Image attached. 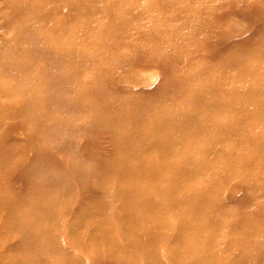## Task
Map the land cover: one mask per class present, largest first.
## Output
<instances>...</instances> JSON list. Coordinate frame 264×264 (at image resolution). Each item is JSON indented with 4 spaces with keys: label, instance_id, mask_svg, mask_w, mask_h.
<instances>
[{
    "label": "bare ground",
    "instance_id": "bare-ground-1",
    "mask_svg": "<svg viewBox=\"0 0 264 264\" xmlns=\"http://www.w3.org/2000/svg\"><path fill=\"white\" fill-rule=\"evenodd\" d=\"M0 1V29L12 33L0 39V75L4 74L8 78L7 81L0 80V215L9 221L7 227H13L19 232L20 243L15 247L22 245L26 255V261L13 258L0 260V264H74L69 260H61V256L67 257L69 253L67 246L63 250L57 241L42 242L40 238L48 234L53 237L56 228L64 227L70 229L72 236H85L83 245L89 242L87 235L105 238L101 231L88 233L84 220L80 222L78 219H83L88 214L107 215L109 203L114 197L109 195L111 187L109 191V188L104 184L101 186V183L121 176H126V182L120 189H114L113 186L112 189L114 196H125V208L115 210L113 214L118 218H125L123 223L128 232L127 235L123 231L121 234L126 237L127 246L138 247L143 242L149 244V248L141 246L146 263L167 264L175 261L176 264H244L254 260L264 264V220H254L229 208L230 216L224 222H219L216 215L203 214L194 217L195 213L207 207V194L202 189L190 192L179 187L194 175V168L185 171L177 162H163L165 155L170 152L193 147L189 137L182 139L183 134L188 136L190 131L195 130L196 137L204 127L211 125L207 139L220 135L244 141L247 134L252 132L254 137L250 139V143L254 142V146L251 150L262 153L263 157L258 158L253 153H247L245 156L241 152L216 165H203L202 168L208 171L206 190L212 189L218 181H231L234 174L240 175L239 172H243L240 168H237V171L231 168V165H236L239 161L250 165L255 162L264 164V23L260 30L250 34L249 42L239 41L231 50H228L229 44L227 48L217 50L210 48L219 42L217 30L211 32L203 29L201 17L204 11L216 5L191 7L186 5L184 0H152L150 6L145 8H140V0H97L103 4L99 7L97 3L86 5L84 1L76 5L71 4V13L79 8L86 10L90 15L99 14L96 20L91 22L88 19L84 24L96 23L88 37L97 39L102 48L128 40L134 31L149 33L148 41H133L132 51L121 53L114 65L120 73L121 70L130 71L136 81H146L147 75L142 72L144 69L161 67L165 73L175 64L180 65L183 56L178 49L191 44L197 38L204 41L207 47V50L204 47L202 50L208 54L193 74L185 78L166 73L154 90L159 97L154 96L153 100L134 105L126 101L128 107L124 103L113 101L117 93L114 91L113 94L106 89L104 68L97 66L93 76L89 77L99 85L95 104L90 106L84 98L79 99L71 95L73 84L79 81V74L73 70V66L85 59L77 55L72 45L47 42L48 35L62 31L60 25H54L49 31L38 27L40 22L53 17L55 5L49 2L45 5L46 0ZM124 2L130 3V7L123 9L121 4ZM231 4H237L243 10L239 11L248 17L257 15L264 18V0H231ZM27 11H31V15H27ZM144 16H150L151 20L140 29L139 20ZM134 20L135 26L131 23ZM161 22L164 26L155 30L154 25ZM171 22L175 24L173 29L167 26ZM252 42L258 46L251 48ZM245 54H262L263 61L258 60L251 65L244 64L242 61ZM194 59L195 57L191 62ZM220 61L212 75L217 80H221V74L228 70L250 76L249 81L240 83L242 91H236L234 97L230 95V101L223 100L227 99L223 96H211L206 92L225 91L231 86L228 83L214 80L194 86L208 65H218ZM65 62L73 69L66 66L65 69L61 68ZM223 62L227 65L222 64ZM36 64L41 66V70L47 69L40 75L33 76L30 72ZM192 66L194 64L183 65L184 68ZM190 86H194L192 93L187 92ZM170 88H178L180 96L183 97L182 101L191 103L192 106L184 109H180L182 106L179 105L168 107L170 99H164L161 93L164 94ZM242 93H257L258 98L254 102L240 103L237 97ZM234 105L236 110L239 106H246V116L243 118L251 120L247 127L241 126V120L235 116L214 115L219 108L230 109ZM83 113L96 118L94 121H77ZM146 118L149 122L139 124ZM95 128L100 130V133L109 132L111 148H105L104 140L101 135L98 138L97 133L87 134L83 143L77 144L74 131L76 133L82 129L83 132H89ZM19 132L29 134L26 142L18 144ZM157 134L159 139H156ZM38 137L48 140L54 148L66 151L70 157L66 161L56 157L50 148L36 143ZM28 150L33 151V156L29 158L26 156ZM66 164L73 166L75 175L83 181L84 189L97 190V194L89 199L83 193L75 195L71 188V178L65 168ZM166 170L173 172L171 179L154 181ZM253 172L258 171L250 173L256 177L259 175ZM94 173H97L101 180L100 186L96 187L91 181L90 176ZM144 176L151 178L149 183L146 182V187L152 188L154 192H149V195L137 186V181ZM15 182H20V185L13 186ZM146 183L144 181V184ZM165 186H168L166 192L162 190ZM262 188L264 191V186ZM136 191L137 195L134 196ZM64 195H68L69 200L74 196L78 199L77 217L67 223L57 211L70 208H65L68 202ZM169 196L173 198L169 200ZM172 208L180 209L181 217L170 225L166 217ZM222 209V203L215 201L212 204L214 213ZM40 213L44 216H40ZM204 223L209 226L204 227ZM43 225L46 226L42 228ZM169 225L170 229L167 230ZM202 225L203 233L195 235ZM234 227L247 229L245 233L227 237L221 236L220 232L215 234L220 229ZM135 229L143 230L139 235L129 236L128 233ZM248 232L263 236L262 243H254ZM168 241L172 242V245L168 256L165 257L159 250ZM246 242L252 251L259 248L262 253L243 251L241 254L238 252L225 257L224 249L241 247L240 245ZM126 244L111 248L107 259L98 252L94 258L104 264L116 254L122 255ZM211 249L216 258L224 259L217 262L215 258L210 261ZM119 264L133 263L123 259Z\"/></svg>",
    "mask_w": 264,
    "mask_h": 264
},
{
    "label": "rangeland",
    "instance_id": "rangeland-1",
    "mask_svg": "<svg viewBox=\"0 0 264 264\" xmlns=\"http://www.w3.org/2000/svg\"><path fill=\"white\" fill-rule=\"evenodd\" d=\"M52 1V2H51ZM80 1L86 2V5H90L91 3H97V7L103 5L97 0H46L45 5L49 4L55 5V8L53 9V17L44 22H40L38 27L43 28L46 31H49L50 28H52L54 25H60L62 31L59 34H50L48 35V38L46 39L49 43H55L60 42L64 43L66 45H72L76 49L77 55L83 56L85 59L83 62H81L78 65L73 66V68L69 65L68 62H65V66L68 68H72L74 71L78 72L79 74V81H77L75 84H73V87L71 88V95L77 97V98H84L88 105L93 106L96 101L97 92H98V84L93 79H89V77L93 76L94 69L97 66H102L104 68V75H105V87L108 91L112 92L114 94V91L117 93L115 95V99L113 100L116 103H124L126 107L129 105L127 102H129L131 105L134 103H139L142 101H148L153 100L154 96L159 97L158 93H154V90L157 89L158 84L160 83V80L162 77H164L167 74L170 76H185V78L189 77V75L193 74L195 70L197 69V66L199 67L203 61L202 59L208 54L205 51L202 50V48L207 47L204 45V41L197 38L194 41H192L191 44L185 45L183 47H180L178 49V52L183 56V61L180 65H174L173 67L169 68L167 72L164 73V70L161 69V67H150L147 69H144V72L147 75L146 81L140 80L136 81L134 79L135 76H131L129 73L130 71L121 70V73L119 70L115 68V64L118 62V59L120 58L121 53L125 52H131L132 51V42H140V41H148L149 40V33H139L137 31H134L131 33L130 38L124 42H121L120 44L114 43L111 44L108 48H102L100 46V42L97 41V39H91L89 38V34L93 31V29L96 27V23H91L90 25H85V22H88V19L96 20L99 16L98 13L91 14L89 12H86V10L76 9L73 13L69 12L70 5H76ZM152 0H140V8H145L150 6ZM186 5L194 7V6H202L203 4L206 5H216L214 8L207 9L202 14V28L210 30L211 32L217 30V35L219 38V42L214 44V48L217 50H222L224 48H227L228 50H231L233 47H236V44L239 41H247L249 42L250 34L254 33L256 30H260V27L263 26L264 18L254 15L253 18L246 16L244 13L240 12L241 10L237 4H231V0H184ZM130 3L124 2L121 4L123 6V9H126L130 7L128 5ZM2 6V2L0 1V7ZM78 6V5H77ZM243 11V10H241ZM27 15H31V11H27ZM90 15V16H89ZM89 16V18H87ZM1 19V16H0ZM151 20L150 16H144L141 17L139 20V27L140 29L144 28V25ZM134 23L135 26V20L131 22ZM164 26V23H157L154 25V29L157 30ZM167 26L169 29L175 28L174 22L168 23ZM12 33H7L3 29H0V39L5 36H10ZM216 42V41H215ZM168 43L170 41L168 40ZM251 48H255L258 46L257 43L252 42L250 43ZM259 48V47H258ZM195 57V59L191 62V60ZM263 61V55H253V54H245L243 56V63L244 64H254L255 61ZM198 62V63H196ZM221 61L218 65L213 64L203 73L200 74L197 78L196 82L194 83V86H197L201 83H205L207 81H214L217 80L212 75L216 71V67L219 66ZM194 64L191 68H184V66H188ZM222 64L227 65L226 62H223ZM36 67H34L30 74L40 75L43 73L47 68H43L41 70V66L36 64ZM63 70V69H62ZM166 71V70H165ZM130 74V75H129ZM221 80H217L221 83H228L231 86L225 90H219L217 93H214L212 90H208L209 94L211 96L213 95H220L223 96V99L226 101H230L231 96L236 93V91H242L240 88V83L242 81H249L250 76L247 74H236L233 73V71H226L221 74ZM146 77V76H145ZM0 80H8V78L4 75H0ZM11 81V80H10ZM190 86L187 90L188 93L194 92L193 87ZM185 87V86H184ZM162 94V95H161ZM160 95L164 97V99H170V102L167 103L168 107H173V105H179L182 106L180 109H184V107H191L192 104L188 102L182 101L183 97L180 96L179 89L178 88H170L169 90L165 91V93H161ZM21 96V95H20ZM258 98L257 93L247 94L242 93L237 97V100L241 102H254ZM130 100V101H128ZM127 101V102H126ZM223 105V104H221ZM246 106H239V109L236 110V105H234L230 109H223L219 108L218 111L214 112L215 116H235L238 119L241 120L240 125L247 127L251 120L248 118H243L246 116ZM129 111H132V108L129 109ZM148 116V115H146ZM2 115H0V118ZM96 117L93 115H86L81 114L80 117H78L77 121H94ZM3 120V119H1ZM149 122V119L146 118L139 124H145ZM29 123V121H28ZM126 126H124L125 128ZM211 125H208L203 128V130L200 132V135H197L196 137L195 130L190 131L188 133L189 135H182V139H185L189 137V142L192 143V148H189L187 150L185 149H179L174 150L170 152L169 154L165 155L164 157V163H171V162H177V165H181L184 167V170L187 171L194 168V175L184 184H180L179 187L185 188V190H188L190 192L194 191L195 189H202L204 193L207 194L208 202L207 207L202 211L195 213L193 216L198 217L202 216L203 214L207 215H216L219 222H224L226 218H228L230 215L228 213L229 210H235L236 212L243 213L245 215H248L252 217L254 220H264V194H263V186H264V164H261V162H255L250 164H246V162L239 161L236 163V165H231V168L236 169L240 168V171H243L240 173V175L234 174L235 176L232 178L231 181H218L217 184L210 189L209 191L206 190V183H207V169L202 168L205 166H209L211 164L216 165L217 163H220L221 161H227L230 158H233L237 155H239L241 152L246 156L247 153L252 154L254 156H257L258 158L263 157V154L258 151H252L254 142L251 144V138L254 137L252 132H249L246 136V140L240 141L237 138H231L229 136H220L214 137V139H207L206 136L211 130ZM94 128V127H93ZM92 129V128H91ZM98 134V138H100V135L102 139L104 140V145L106 149L111 148L112 146L109 143V132H103L100 133V130L97 128L93 129V131L89 132H83L82 129L74 131L75 138L77 141V144L83 143L84 138L87 134ZM20 140L17 141L18 144L23 143V141L26 142V139L28 140L29 134L22 132H19ZM91 138V137H88ZM97 138V137H96ZM146 138V137H144ZM64 139V138H63ZM87 139V138H86ZM156 139H159V134L156 135ZM108 142V144H107ZM37 144L50 148L52 150V153L59 157L60 159L66 161L68 157V153L66 151L59 150L57 148H54L51 143L44 139L43 137H38ZM190 143V144H191ZM189 144V145H190ZM215 147V148H214ZM88 149H90L88 147ZM85 148V150H88ZM211 151V152H210ZM190 155V156H189ZM28 158L33 156V151L28 150L27 155ZM66 170L68 173V177L71 178V188L73 191H75V195L78 194H84L89 199L92 195L97 194V190L87 189L83 188V181L80 179V177H77L75 175V170L73 169V166L66 164ZM201 169V170H200ZM251 171H258L253 172L256 174H259L257 177L255 174H251ZM174 176L172 171L166 170V172H162L158 175V177L154 181H167L168 179H171ZM91 181L96 185H99V182L101 181L98 174L94 173L91 177ZM253 179V181H252ZM151 181L150 177L144 176L141 180H138L137 186H139L145 194L149 195L150 193H153L154 190L152 188L148 189L146 187L147 183ZM5 183H7L4 180ZM126 182V176L121 177H114L111 179H108L106 182L101 183V186L104 184L105 187L109 188L111 187V191L109 195L113 196L114 199L109 203L110 208L108 210L107 215H97V214H88L87 216H84L83 219H78L80 222L84 220V224H86V230L88 233H96L97 231H101L102 235L105 236L101 238H93L89 235H87L89 242H87L85 245L82 244V242L85 239L83 237H78L70 235L67 227L62 228H56L53 232V237H50V235L42 236L40 238V241L42 242H50V241H57L61 245V249H65V246H67L70 250L69 253L66 256H61V260H69L74 264H102L100 260H96L94 258L95 254L102 253L106 259L108 258V254L111 248H113L115 245L124 246L127 242V239L125 236H123L121 233L122 231L127 235V229L126 226H124V220L125 218L122 217H116L113 213L115 210H123L125 208V196H118L113 195L114 189H120L119 187L123 185ZM254 182V183H253ZM20 185V182H15L13 186L18 187ZM100 186V185H99ZM112 186L114 189H112ZM167 187L165 186L164 189H162L164 192L167 191ZM87 189V190H86ZM116 191V190H115ZM189 192V193H190ZM194 194V193H190ZM137 195V191L134 193V196ZM65 196V195H64ZM197 197V196H196ZM66 202H68V205H65L66 207H70L67 210H57L58 215H60L61 219L64 220L66 223L69 220H74L75 216L77 215L76 212V204L78 202V199H76V196H74L73 199H68V195L65 196ZM173 197H168L169 200H171ZM167 201V200H166ZM218 201L220 204L222 203L224 205V209L217 211L214 213L212 211V204ZM169 202V201H167ZM180 209L172 208L168 214L167 221L170 225L173 223H176L178 218L180 219ZM204 215V216H205ZM40 216H44L43 213H40ZM242 216V214H241ZM77 217V216H76ZM204 227H208L209 224L204 223ZM6 225H9L8 220H4V216L0 215V260L5 261L8 259L13 260L19 259L22 261L24 260L26 255L22 248V245L20 247H15V245L20 243V235L19 232L14 229L13 227H7ZM170 225L166 227V229H170ZM46 225H43L45 227ZM247 228H241V227H234V228H224L220 229L221 236H230L231 234H237V233H245V230ZM143 230V229H141ZM141 230L135 229L132 232H129V236H136L141 234ZM204 231L203 225L200 227L198 231H196L195 235H200ZM134 232V233H133ZM133 233V234H132ZM248 234H250L248 232ZM251 240L256 243H262L263 236L258 234H250ZM60 241V242H59ZM64 244H62L61 243ZM7 244V245H6ZM172 245V242H165L163 246L160 247V254L167 257L169 254V249ZM141 246L144 248H149V244L146 242L141 243L140 246H125V252L122 253V255L116 254V256L112 257L110 260H106L104 264H119L121 260L126 259L131 261L133 264H148L145 261V256L141 253ZM241 247L237 248H230V249H224L223 253L226 258L227 256H231L232 254L240 253L243 251H248L250 253L254 254H261L262 250H259V248H256L254 251H252L251 246L248 245V243H244L240 245ZM121 250V249H120ZM241 254V253H240ZM101 255V254H100ZM216 258V255L213 251V249L209 252V260L213 261ZM224 257H217L215 260L221 261ZM167 260V259H166ZM59 264V263H58ZM167 264H176L175 261L167 262ZM244 264H259L255 262L254 260H250L248 262H245Z\"/></svg>",
    "mask_w": 264,
    "mask_h": 264
}]
</instances>
